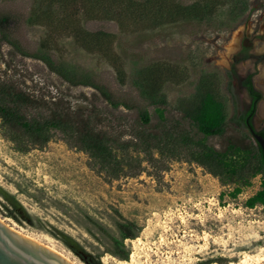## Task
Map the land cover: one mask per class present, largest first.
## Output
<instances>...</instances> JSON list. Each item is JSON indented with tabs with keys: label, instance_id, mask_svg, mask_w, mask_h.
Listing matches in <instances>:
<instances>
[{
	"label": "rangeland",
	"instance_id": "374dc122",
	"mask_svg": "<svg viewBox=\"0 0 264 264\" xmlns=\"http://www.w3.org/2000/svg\"><path fill=\"white\" fill-rule=\"evenodd\" d=\"M38 6V0H0V14L10 15L8 34L13 44L0 40V73L21 84L24 90L50 102L60 99L72 108H96L103 125L113 128V133L133 132L139 127L141 109L151 115L149 128L158 121L154 112L156 106L142 97L132 83L134 72L162 63L176 72L163 84L166 104L158 105L166 108L168 125L217 148L225 137L237 130L229 122L224 136L204 137L190 126L178 108L184 107L195 95L204 75L212 80L216 77L219 94L228 108V119L235 110L244 108L247 95L237 87L236 75L229 83L226 71L232 64L231 54L240 34L238 28L250 26L255 20L258 26L264 23V0H250L246 14L223 29L207 28L204 23L192 21L144 30L118 15L111 19H93L84 17L83 13L77 18L71 16L61 27H49L43 23L51 20L36 17ZM54 9L56 16L63 15L58 7ZM39 20L42 23H38ZM70 22L74 25L79 22L89 31L111 33L109 55L82 48L63 29ZM43 41L50 46L48 52L55 62L90 74L92 82L121 103L113 107L94 88L70 85L51 71L36 56ZM243 63H235L239 71ZM114 66H120L125 72L123 82ZM253 73L255 86L263 94L254 123L263 128L264 64L260 63ZM241 130L249 133L245 128ZM250 137L253 139L251 134ZM183 145L173 147V152L169 149L163 157L156 154L160 160L154 166L144 162L142 171L135 176L107 181L89 167L85 152L68 146L59 134L53 135L42 148L20 152L0 129V187L19 200L31 215L33 224L18 223L8 217L4 208L6 202L1 196L0 217L65 253L64 256L76 264L85 263L51 232L58 229L70 234L87 252L99 256L103 264L264 262V205L251 208L245 205L246 200L262 188L264 176L257 174L251 178L249 186L231 197L234 184L223 183L191 161L190 152ZM117 212L141 226L136 238L125 240L128 260L105 252L110 244L109 236L118 235Z\"/></svg>",
	"mask_w": 264,
	"mask_h": 264
},
{
	"label": "trees",
	"instance_id": "16d2710c",
	"mask_svg": "<svg viewBox=\"0 0 264 264\" xmlns=\"http://www.w3.org/2000/svg\"><path fill=\"white\" fill-rule=\"evenodd\" d=\"M249 2L250 0H194L190 3H183L180 0H38L36 17L51 20L43 23L49 27H61L71 16L77 18L78 14L83 13L84 17L93 19H111L118 15L129 19L136 27L144 30L192 21L204 23L207 28L213 26L214 29H223L237 23L246 14ZM54 7H58L63 15L59 13L56 16ZM9 19L10 15L0 14V40L12 44L8 34ZM38 23L42 22L39 20ZM71 23L67 24L71 25L70 28L66 26L63 29L68 31L82 48L109 55L113 41L111 33L102 30L89 31L82 28L79 22L75 23L76 25ZM49 47L47 42L43 41L36 56L51 71L60 75L70 85L94 88L113 107L121 103L92 82L90 74L78 71L73 66L55 62L48 52ZM20 51L26 54L23 50ZM5 63L6 68H9L8 62ZM114 68L118 72L120 82H123L125 72L120 66ZM174 74L176 72L173 67L162 63H154L135 70L132 83L142 97L156 106L154 112L158 121L152 125L153 128H149L151 115L146 109H141L138 111L137 130L133 132L119 130L113 133V128L105 127L101 122L98 109L72 108L60 99L47 101L44 97L35 96L24 90L21 84L7 79L0 73L2 135L13 143L17 151L27 152L30 149L44 147L53 135L59 134L68 146L85 152L89 158V167L107 181L123 176H135L142 171L144 162L153 165L160 160L156 154L163 157L169 149L173 152V147L184 144L183 146L190 152L191 161L204 167L223 183L234 184L230 195L236 197L244 187L251 184V178L257 174L264 176L262 152L255 140L250 137L249 130V124L256 112L255 105L261 94L248 85L252 97L251 107L235 110L228 119V108L219 94L216 77L215 80L207 75L200 78L195 95L187 100L184 107L178 109L190 126L204 137L224 136L229 122H232L237 130L225 137L221 147L217 148L206 144L202 139H195L188 132H179L175 126L167 124L166 108L158 105L166 104L163 84L172 79ZM242 128L247 129L250 134L243 132ZM259 133L264 136V129ZM127 135L129 137L125 138ZM0 196L6 202L4 208L8 217L18 223L33 224L31 215L13 194L0 187ZM257 204L264 205V181L262 188L245 202L250 208ZM117 215L119 219L115 225L118 235L109 236L110 244L105 252L120 260H128L129 250L125 240L136 238L141 226L119 212ZM51 234L83 263L103 264L99 256L87 252L70 234L58 229Z\"/></svg>",
	"mask_w": 264,
	"mask_h": 264
},
{
	"label": "water",
	"instance_id": "95a60500",
	"mask_svg": "<svg viewBox=\"0 0 264 264\" xmlns=\"http://www.w3.org/2000/svg\"><path fill=\"white\" fill-rule=\"evenodd\" d=\"M251 136L259 145L264 165V136L249 124ZM0 264H76L61 252L22 232L0 217ZM264 264V262L259 263Z\"/></svg>",
	"mask_w": 264,
	"mask_h": 264
},
{
	"label": "flooded vegetation",
	"instance_id": "af4514ba",
	"mask_svg": "<svg viewBox=\"0 0 264 264\" xmlns=\"http://www.w3.org/2000/svg\"><path fill=\"white\" fill-rule=\"evenodd\" d=\"M256 23H250V26L247 24L240 30L238 35V41L235 45V50L231 54L230 68L226 71V76L230 81L237 76V87L240 91L245 92L247 99L245 100L244 108H250L252 104V97L249 94L248 85H251L257 92L263 96L262 92L255 86L254 81V71H256L260 63L264 64V23L258 26V20H255ZM243 61L242 71L236 67L235 63ZM246 61H249L248 63ZM234 85V84H233ZM260 99L256 102L255 108L257 111ZM256 112L252 117L251 125H254L257 131H260L263 128H258L254 123V118Z\"/></svg>",
	"mask_w": 264,
	"mask_h": 264
},
{
	"label": "bare ground",
	"instance_id": "6f19581e",
	"mask_svg": "<svg viewBox=\"0 0 264 264\" xmlns=\"http://www.w3.org/2000/svg\"><path fill=\"white\" fill-rule=\"evenodd\" d=\"M61 251V250H60ZM64 253V252H63ZM67 254V253H66ZM64 255H65V253H64ZM71 260V259H70Z\"/></svg>",
	"mask_w": 264,
	"mask_h": 264
}]
</instances>
